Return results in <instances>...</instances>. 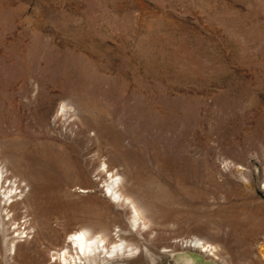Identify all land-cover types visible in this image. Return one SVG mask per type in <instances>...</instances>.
Here are the masks:
<instances>
[{
  "label": "rangeland",
  "instance_id": "374dc122",
  "mask_svg": "<svg viewBox=\"0 0 264 264\" xmlns=\"http://www.w3.org/2000/svg\"><path fill=\"white\" fill-rule=\"evenodd\" d=\"M0 170V264H264V0H0Z\"/></svg>",
  "mask_w": 264,
  "mask_h": 264
},
{
  "label": "bare ground",
  "instance_id": "6f19581e",
  "mask_svg": "<svg viewBox=\"0 0 264 264\" xmlns=\"http://www.w3.org/2000/svg\"><path fill=\"white\" fill-rule=\"evenodd\" d=\"M53 163H49V165H43L42 168H36V174H37V176L38 177H47V178L57 177L59 171L57 170V167L53 165ZM55 168L58 171V173L55 171ZM2 174H3V172L0 170V180L2 179ZM60 178H61V176H60ZM119 179H120L119 177L113 179V183L109 187V192H110L111 196H113L115 198H118V199L123 198V199L129 201V205H130L131 210H132V220H133V222L136 223L139 220V218H140V213H139L138 206L135 204V202L132 199H130L129 196H126L123 193L122 189L120 188ZM232 208H234V207H232ZM142 216H143V214H142ZM259 217H260V221L262 219H264V211L259 213ZM139 222H138V224H140ZM102 240H103L102 236L99 239H96V238L87 236V230H81L79 232L72 233L71 236H70L71 247L73 246L75 248L76 253H78V251H80V253H82L83 255H89L91 253H94L99 248V246H100L99 245V242H101ZM194 243L196 245H201V247L205 248V250L211 249V248H209L210 246H208V244H204L203 242L199 241V239L196 240ZM116 247H120V245H118ZM114 248H115V246H114ZM65 252L67 253L68 250H65L63 252V254H62V258L64 260H66Z\"/></svg>",
  "mask_w": 264,
  "mask_h": 264
}]
</instances>
